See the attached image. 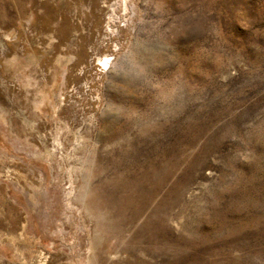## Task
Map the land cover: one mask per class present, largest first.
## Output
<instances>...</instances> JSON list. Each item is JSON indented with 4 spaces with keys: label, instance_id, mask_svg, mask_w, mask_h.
<instances>
[{
    "label": "rangeland",
    "instance_id": "1",
    "mask_svg": "<svg viewBox=\"0 0 264 264\" xmlns=\"http://www.w3.org/2000/svg\"><path fill=\"white\" fill-rule=\"evenodd\" d=\"M0 264H264V0H0Z\"/></svg>",
    "mask_w": 264,
    "mask_h": 264
}]
</instances>
